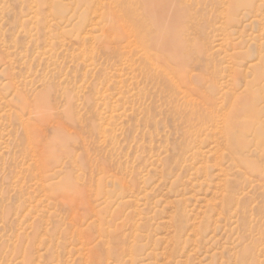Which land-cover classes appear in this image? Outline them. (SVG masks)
Returning <instances> with one entry per match:
<instances>
[{
  "label": "rangeland",
  "instance_id": "obj_1",
  "mask_svg": "<svg viewBox=\"0 0 264 264\" xmlns=\"http://www.w3.org/2000/svg\"><path fill=\"white\" fill-rule=\"evenodd\" d=\"M0 264H264V0H0Z\"/></svg>",
  "mask_w": 264,
  "mask_h": 264
},
{
  "label": "bare ground",
  "instance_id": "obj_2",
  "mask_svg": "<svg viewBox=\"0 0 264 264\" xmlns=\"http://www.w3.org/2000/svg\"><path fill=\"white\" fill-rule=\"evenodd\" d=\"M154 12H155L154 9H152V10L149 12V16H150V18L153 17V18H155L154 20H156L157 22H161V20H157V19H159L157 15L153 16V13H154ZM27 129H28V128H27Z\"/></svg>",
  "mask_w": 264,
  "mask_h": 264
}]
</instances>
